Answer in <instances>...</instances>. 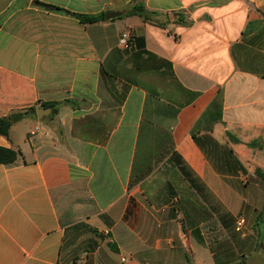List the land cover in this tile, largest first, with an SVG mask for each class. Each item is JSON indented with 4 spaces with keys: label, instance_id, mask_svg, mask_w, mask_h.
<instances>
[{
    "label": "crops",
    "instance_id": "crops-1",
    "mask_svg": "<svg viewBox=\"0 0 264 264\" xmlns=\"http://www.w3.org/2000/svg\"><path fill=\"white\" fill-rule=\"evenodd\" d=\"M13 113L0 264H264V0H0Z\"/></svg>",
    "mask_w": 264,
    "mask_h": 264
},
{
    "label": "trees",
    "instance_id": "trees-1",
    "mask_svg": "<svg viewBox=\"0 0 264 264\" xmlns=\"http://www.w3.org/2000/svg\"><path fill=\"white\" fill-rule=\"evenodd\" d=\"M78 20L83 24L88 23H94L98 20L103 19V15H76ZM54 103H44L42 106L44 107H52ZM30 112H34L33 108L29 109ZM52 112H56L55 109L52 110ZM11 125L10 117H0V134L4 137L8 136L9 128ZM20 154L19 150H14L11 148H5L0 146V163L1 164H11L13 163L18 155ZM256 174L258 176H264V172H261L260 170H256Z\"/></svg>",
    "mask_w": 264,
    "mask_h": 264
},
{
    "label": "water",
    "instance_id": "water-1",
    "mask_svg": "<svg viewBox=\"0 0 264 264\" xmlns=\"http://www.w3.org/2000/svg\"><path fill=\"white\" fill-rule=\"evenodd\" d=\"M119 15H120L119 12H114V11H106L104 13L105 19H111V18L117 17ZM49 111H50V109L47 107H40V108H37L35 110L36 116L38 119H40L43 115H47L49 113ZM20 118H21V114H19V113H13L10 115V120L13 123L17 122Z\"/></svg>",
    "mask_w": 264,
    "mask_h": 264
},
{
    "label": "built area",
    "instance_id": "built-area-1",
    "mask_svg": "<svg viewBox=\"0 0 264 264\" xmlns=\"http://www.w3.org/2000/svg\"><path fill=\"white\" fill-rule=\"evenodd\" d=\"M119 43L124 48H128L130 46V41L128 39L127 33H124L121 35ZM33 133H34V131H31L29 134L32 135ZM242 224H243V220L241 218L237 219V221L235 223V230L240 231Z\"/></svg>",
    "mask_w": 264,
    "mask_h": 264
},
{
    "label": "rangeland",
    "instance_id": "rangeland-1",
    "mask_svg": "<svg viewBox=\"0 0 264 264\" xmlns=\"http://www.w3.org/2000/svg\"><path fill=\"white\" fill-rule=\"evenodd\" d=\"M27 128V117H25L17 123V130L15 132L16 137L19 138L20 136H22Z\"/></svg>",
    "mask_w": 264,
    "mask_h": 264
}]
</instances>
